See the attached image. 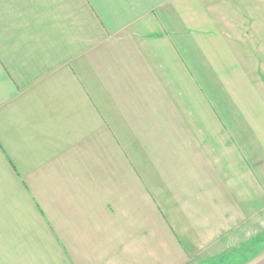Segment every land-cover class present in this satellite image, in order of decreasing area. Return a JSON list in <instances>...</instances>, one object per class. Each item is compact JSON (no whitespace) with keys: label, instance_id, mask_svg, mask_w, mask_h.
<instances>
[{"label":"crops","instance_id":"1","mask_svg":"<svg viewBox=\"0 0 264 264\" xmlns=\"http://www.w3.org/2000/svg\"><path fill=\"white\" fill-rule=\"evenodd\" d=\"M263 216L264 0H0V264H264Z\"/></svg>","mask_w":264,"mask_h":264},{"label":"rangeland","instance_id":"2","mask_svg":"<svg viewBox=\"0 0 264 264\" xmlns=\"http://www.w3.org/2000/svg\"><path fill=\"white\" fill-rule=\"evenodd\" d=\"M264 217V216H263ZM263 217H261L260 218V227H261V229H262V227H263V223H264V220H262V218ZM257 224L258 223H256V226H257ZM253 232V231H252ZM255 234H257V232L256 233H252V236L254 235V236H257L258 238H256V240L254 241V242H252L250 245H249V247H251L253 244H256V243H258V244H261V245H263L264 244V238H263V234L261 233L260 234V236H258V234L257 235H255ZM243 248H247V245H245ZM233 259L234 258H232V255H228L227 257H225V258H220V259H218V260H216V261H210V262H208V263H206V264H228V263H232V261H233Z\"/></svg>","mask_w":264,"mask_h":264}]
</instances>
